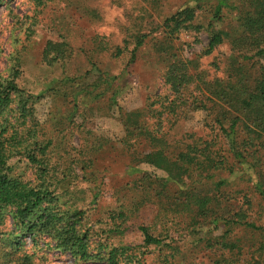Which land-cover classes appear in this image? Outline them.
Wrapping results in <instances>:
<instances>
[{
  "label": "trees",
  "instance_id": "16d2710c",
  "mask_svg": "<svg viewBox=\"0 0 264 264\" xmlns=\"http://www.w3.org/2000/svg\"><path fill=\"white\" fill-rule=\"evenodd\" d=\"M238 1L232 4L231 0H215L208 11L210 22L206 30L209 41L202 54L211 55L218 47L229 44L233 55L228 59L225 79L207 80L201 73H192L190 66L194 62L175 51V40L182 31L204 28L197 25L196 9L186 6L163 20V36L157 40L154 50L166 65L163 78L174 98L171 101L167 98L166 105L161 103L162 110L158 107L153 109L157 103L129 112L121 110L120 121L125 135L119 140L123 154L127 153L130 160L125 171L132 176L127 183L129 192H141L149 199H165L163 204L166 208L179 215L193 230L206 226L209 220L216 223L223 215L230 216V219L222 218L226 230L221 236L209 239L208 246L210 250L231 252L242 250L239 241H232L235 227L246 228L250 233L261 232V228L247 220L248 215L241 207L225 213L228 207L224 206L227 199L224 192L230 182L219 176L240 171L249 174L264 201V65L261 63L264 59V0ZM2 3L0 0V5ZM224 10L236 12V25L231 29L216 27L223 20ZM146 37L136 38L130 51V63L137 57L136 52ZM123 51L118 47L115 57H120ZM69 52L68 43L49 41L44 56L49 62L66 60ZM91 64L96 68V63ZM90 72L55 81L58 89L49 87L46 92H52L56 98H71L70 114L79 112L82 95L86 96L85 106L91 110L94 109L91 107L93 104H98L105 97L108 106L117 105L120 90L117 77L101 71L92 83L83 87L76 85ZM19 77L20 71L16 69L8 77L0 75V262L35 264L36 250H41L40 244L43 243L45 247L69 253L76 261L147 264L146 254L150 247L160 249L166 246L164 240L151 234L148 227H140L144 236L142 246L112 243V237L124 234L123 224L130 216L124 204L116 211H107V218L111 220L107 223L113 228L103 232L100 241L94 244V227L86 222L87 210L71 204V197L66 199L71 193L54 173L56 165L71 162L80 165L83 179H87L94 162L87 161L86 151L82 148H73L65 143L55 149V139L47 132L49 127L40 124L35 117L33 105L43 94L34 96L26 92L18 84ZM191 87L192 90L185 94ZM189 103L194 110L209 111L206 123L215 136L207 140L194 139L183 149H178L168 141L167 133L162 132V118L153 127L148 118L163 113L180 118L183 108ZM69 113L63 121L65 126L61 129L54 127L64 139L72 126L66 123ZM101 142L93 145L91 151L100 150ZM70 149L75 152L72 158ZM55 151H58L59 158L53 160ZM19 162L35 171L38 177L35 184L23 172L17 171ZM137 162L147 163L166 176L153 178L142 173L137 169ZM64 177L68 179L66 175ZM210 187L214 194L209 193ZM98 197L94 194L95 200ZM140 204L137 201L134 210ZM8 219L12 222V230L3 229ZM119 220H122L121 224L116 223ZM28 237L32 247L25 246ZM167 246L172 251L163 257L169 261L174 247ZM223 261L230 263L228 259Z\"/></svg>",
  "mask_w": 264,
  "mask_h": 264
},
{
  "label": "rangeland",
  "instance_id": "374dc122",
  "mask_svg": "<svg viewBox=\"0 0 264 264\" xmlns=\"http://www.w3.org/2000/svg\"><path fill=\"white\" fill-rule=\"evenodd\" d=\"M2 1L0 75L8 77L13 69L19 70V86L34 96L43 94L33 105L35 117L40 124L49 127L47 132L49 137L55 139V149L57 145L60 147L67 143L73 148L84 149L87 161L94 162L87 179H83L80 165H73L70 161L56 165L54 170L56 178L61 179L62 185L71 193L66 199L71 197V204L87 210L86 222L94 227V244L100 241L103 232L113 228L112 224L107 223L111 222L107 218V211H116L124 204L129 209L130 216L123 224L124 234L112 237V243L142 246L144 236L140 227H148L150 233L162 238L166 246L160 248H164L163 250L150 247L146 254L147 264H227L224 259L232 264H264V201L254 188L255 181L248 173L246 175L240 171L233 175L223 173L219 176L230 182L224 192L227 195L224 206L228 207L225 213L241 207L248 215L247 220L261 228V232L250 233L246 228L235 227L232 241H239L242 250L235 249L232 252L210 250L208 246L209 239L221 236L226 230L222 218L228 217L227 215H223L216 223L209 220L206 226L193 230L179 215L166 208L163 204L165 199H149L141 192L130 193L127 188L132 176L125 173L130 160L127 153L123 154V148L119 144V140L125 135L120 111L142 109L151 103H157L152 106L153 109L158 107L162 110V104L167 103L166 99L171 101L174 98L163 78L166 65L154 50L157 40L163 36V20L186 6L196 9L197 25L204 28L199 31H182L175 40V51L184 59L194 62L190 66L192 73H201L207 80L227 77L228 59L233 55L228 43L218 47L211 55L202 54L209 41L206 30L210 22L208 11L214 6L215 0ZM238 2L240 1L231 0L232 4ZM199 6L203 8L199 9ZM235 25L236 12L224 10L223 20L216 27L225 30ZM142 35L147 37L136 52L137 57L130 63V51L135 46L136 38ZM49 41L68 43V59L49 62L44 56ZM118 47L124 51L116 58L115 51ZM90 61L96 63V68H93ZM261 63L264 65V59ZM89 71L90 75L77 81L76 85L83 87L92 83L101 71L117 77V85L120 86L117 105L108 106V99L105 97L98 104H93L91 107L94 109L91 110L85 106L86 96L82 95L79 112L70 114L71 98H56L52 92H46L49 87L58 89L55 81L67 76L80 77ZM68 113L70 116L66 123H71L72 126L64 139L54 127L61 129L65 126L63 121ZM208 115V110H194L189 103L183 108L180 118L163 113L161 116H149L148 122L153 127L162 118L161 130L167 133L168 141L178 149H183L186 143L194 139L207 140L215 136L206 123ZM100 142L101 149L91 151L92 146ZM69 152L72 158L75 152L73 149ZM57 154L58 151H55L53 160L59 158ZM25 165L23 162L17 163V171L23 172L35 184V171ZM136 165L142 173L153 178L166 176L163 171L147 163L137 162ZM209 193L214 194L211 187ZM94 194L99 195L98 199H94ZM137 201L141 204L134 210ZM230 218L229 216L228 219ZM121 222L119 220L116 223ZM6 227L13 229L10 219L3 229ZM25 242V246L32 247L29 237ZM167 245L174 247V254L168 258L169 261L163 257L172 251ZM40 248L41 250H36L35 264L103 263L76 261L69 253L45 247L43 243ZM0 264L6 263L1 261Z\"/></svg>",
  "mask_w": 264,
  "mask_h": 264
}]
</instances>
